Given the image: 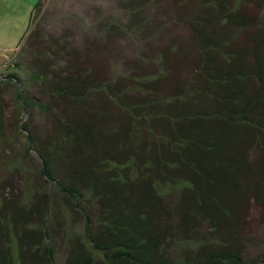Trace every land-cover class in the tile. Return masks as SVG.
Wrapping results in <instances>:
<instances>
[{
  "label": "trees",
  "instance_id": "obj_1",
  "mask_svg": "<svg viewBox=\"0 0 264 264\" xmlns=\"http://www.w3.org/2000/svg\"><path fill=\"white\" fill-rule=\"evenodd\" d=\"M244 1H204L185 78L170 82L155 61L121 94L79 64L54 65L33 5L0 85L16 88L21 107L47 111L23 96L20 84L37 82L58 112L42 143L26 135L22 155L40 160L38 197L29 186L14 202L0 194V264H54V225L64 264H264L218 239L232 237L248 200L264 212V0H253L256 12Z\"/></svg>",
  "mask_w": 264,
  "mask_h": 264
},
{
  "label": "rangeland",
  "instance_id": "obj_2",
  "mask_svg": "<svg viewBox=\"0 0 264 264\" xmlns=\"http://www.w3.org/2000/svg\"><path fill=\"white\" fill-rule=\"evenodd\" d=\"M204 1L39 0L32 29L39 30L41 45L55 66L65 69L66 64H79L119 94L131 93V77L153 73L155 61L169 71L170 82L186 77L194 65L192 25L205 14ZM244 6L256 12L253 0H245ZM32 10L33 6L24 0H0V75L15 60ZM20 87L27 100L48 103V109L21 107L16 88L0 85V194L6 203L21 200L28 186L32 201L38 197L42 187L40 160L35 151L22 155L28 145L26 135L29 130L42 143L52 132L58 112L39 83L25 80ZM94 98L99 101L97 94ZM108 110L116 114L114 109ZM20 123L26 125V130L19 127ZM10 161L23 162L24 170L12 168ZM72 218L77 226H82L79 217ZM234 218L235 235L226 239L218 236L220 242L235 244L245 260L263 257V210L248 200L239 206ZM197 225L200 239L206 240V227L200 221ZM53 227L54 264H64L66 237L57 226Z\"/></svg>",
  "mask_w": 264,
  "mask_h": 264
},
{
  "label": "crops",
  "instance_id": "obj_3",
  "mask_svg": "<svg viewBox=\"0 0 264 264\" xmlns=\"http://www.w3.org/2000/svg\"><path fill=\"white\" fill-rule=\"evenodd\" d=\"M26 1L28 4H31L32 6L39 0H24Z\"/></svg>",
  "mask_w": 264,
  "mask_h": 264
},
{
  "label": "water",
  "instance_id": "obj_4",
  "mask_svg": "<svg viewBox=\"0 0 264 264\" xmlns=\"http://www.w3.org/2000/svg\"><path fill=\"white\" fill-rule=\"evenodd\" d=\"M42 168H44V163L42 162Z\"/></svg>",
  "mask_w": 264,
  "mask_h": 264
}]
</instances>
